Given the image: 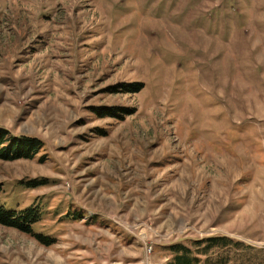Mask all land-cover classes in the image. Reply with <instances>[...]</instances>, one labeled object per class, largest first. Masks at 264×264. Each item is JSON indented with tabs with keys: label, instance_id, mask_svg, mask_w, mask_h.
<instances>
[{
	"label": "rangeland",
	"instance_id": "374dc122",
	"mask_svg": "<svg viewBox=\"0 0 264 264\" xmlns=\"http://www.w3.org/2000/svg\"><path fill=\"white\" fill-rule=\"evenodd\" d=\"M0 127L42 141L0 160V205L37 206L52 241L0 224V264H166L211 235L264 248V0H0Z\"/></svg>",
	"mask_w": 264,
	"mask_h": 264
},
{
	"label": "trees",
	"instance_id": "16d2710c",
	"mask_svg": "<svg viewBox=\"0 0 264 264\" xmlns=\"http://www.w3.org/2000/svg\"><path fill=\"white\" fill-rule=\"evenodd\" d=\"M120 91L125 93L138 92L142 88L141 83H127L121 85ZM118 91V90H117ZM94 113L98 116L118 117L121 114H129L127 109L94 107ZM42 148V141L36 137L26 135H12L0 127V160L14 161L18 159H32ZM27 187L43 185L44 181L26 183ZM42 218V212L37 206H29L22 210H6L0 205V224L15 228L23 233L35 236L44 244H51L49 237L33 231V225ZM170 258L166 264H229L230 259L224 256L222 251L242 250L243 252L257 251L261 254L260 264H264V248H257L235 240L227 235H211L204 238L189 239L186 242H174L164 247ZM214 251L218 254L214 255Z\"/></svg>",
	"mask_w": 264,
	"mask_h": 264
}]
</instances>
